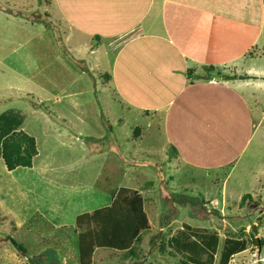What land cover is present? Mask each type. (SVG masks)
Here are the masks:
<instances>
[{
	"label": "rangeland",
	"instance_id": "374dc122",
	"mask_svg": "<svg viewBox=\"0 0 264 264\" xmlns=\"http://www.w3.org/2000/svg\"><path fill=\"white\" fill-rule=\"evenodd\" d=\"M198 8L202 17L211 16L212 12ZM57 20L63 22L57 0H0V120L5 119L0 124V140L22 131L33 138L37 149L36 167H32V171L23 168L6 174V168L0 163L2 264H79L71 259L72 247L67 245V239L72 241L75 237L74 232H98L103 228L96 238L100 240L105 232L116 230L117 225L126 220L111 209L108 212L96 210L89 215L91 218L76 221L74 226H60L61 219L74 224L81 210L95 207L96 197L81 199L83 189L86 192L90 188L97 190L100 204L104 205L108 198L106 187L94 184L104 179L101 167L113 173L127 167L121 159L120 167L111 163L108 150L117 155H126L128 150L133 152L128 154L134 161L130 163L132 171L117 174L113 187L151 196L154 203L159 202L154 208L158 211V221L151 215L152 225L160 228L167 222L171 225L167 231L155 232L153 236L146 234L140 221L132 232L138 235L131 242H121V239V248L116 252L95 250L92 264H179L181 255L172 257L167 250H160L164 248V239L182 231V224L211 228L217 234L212 264H220L221 247L226 239L241 237L250 242L251 249L237 255L229 264H243V261L264 264V83L251 79L264 77V24L253 46L246 47L247 52L237 61L218 67L222 68L224 76L216 74L219 69L203 67L215 82L239 87L244 109L241 106L238 112L243 114L246 109L250 122L257 125L249 131L247 148H242L229 164L216 171L199 174L187 168L169 167L166 174H160L148 188L147 183L156 172L150 168L154 163L150 155L163 145L161 128L158 121L149 124L144 119L134 124L129 120L119 135L123 125L116 123L113 117L127 115V111L113 81L114 87L110 77L106 79L107 68L115 54L140 33L131 26L126 32L105 38L101 48L98 47L103 50L91 56L95 51L94 43L84 44L69 37L74 30L67 28L64 22L63 28ZM13 69L16 72L11 71ZM22 87L30 92L23 97L20 96L25 91ZM18 98L20 100L16 101ZM18 103L23 105L25 114L22 115ZM102 114L109 122L106 128ZM136 127L139 130L134 131ZM111 136H126L132 143ZM239 144L233 153L243 145L242 138ZM91 145L93 152L83 165V152L89 151ZM169 152L165 150L164 160L172 158ZM39 180L37 188H29ZM45 180H49V184ZM161 180L165 189H156L159 197L152 185H159ZM253 237L257 238L256 244ZM195 242L193 238V248ZM184 243L187 245V240ZM19 246L24 252L20 253ZM120 251L122 255L118 254Z\"/></svg>",
	"mask_w": 264,
	"mask_h": 264
},
{
	"label": "crops",
	"instance_id": "0c3cea01",
	"mask_svg": "<svg viewBox=\"0 0 264 264\" xmlns=\"http://www.w3.org/2000/svg\"><path fill=\"white\" fill-rule=\"evenodd\" d=\"M57 1L61 8L63 22L67 28L74 30V34H70L69 37L81 40L84 44L94 43L92 48L95 51L91 56L99 54L103 50L100 48L105 38L126 32L131 26L140 33L137 38L123 45L120 51L115 54L113 63L111 62L112 65L109 63L107 68L106 79L108 76L110 77L109 81L112 86L113 81L115 90L117 93L119 92V97L127 111V115L123 114L121 117H113L111 114L116 123L123 125L119 135L123 133L129 120L134 124H139L144 119L149 124H155V121H158V127L161 128L163 145L150 155L153 158L151 161L154 162L150 164V168L156 172L148 183V188L160 174H166L169 167L180 170L187 168L199 174L203 171H216L222 165L229 164L242 148H247L249 131L256 128L257 125L250 122L246 109L243 110V114L238 112L241 106L244 109L238 94L239 87L229 83L215 82L213 78H209V73L203 71L210 68L203 69V67H224V65L237 61L238 57L247 52L248 50H245L247 46V49L253 46L257 32L263 28L264 24V0ZM198 6L212 12L211 16L202 17ZM57 21L60 26L65 28L63 22ZM96 37H99L100 40L95 39ZM72 43L74 44V42ZM99 46L100 48H98ZM252 59H256V57ZM11 71L16 72V69ZM217 74L219 73L217 72ZM14 77L18 78V75ZM22 90L25 91L20 93L21 97L30 93L23 87ZM18 100L20 98L16 99V101ZM18 108L22 115L25 114L21 103H18ZM4 121L5 119L0 120V124ZM136 130L139 128L136 127L134 131ZM12 134L6 135L4 139L0 140V148L2 142ZM111 137H117L118 140L127 144L132 143L126 136ZM241 138L243 145L237 153H233L236 148H239ZM97 143L94 144L97 145ZM101 148L108 150L105 146ZM168 149L172 158L166 157L164 160L162 155H166L165 150ZM85 151L83 152V165L87 162L89 154L93 152L92 145L89 151ZM108 151L111 163L120 167L122 160L127 164V167L120 168L118 173H113L102 166L100 171L103 173L104 179L94 182V184L106 187L108 198L105 196V201L110 200V202L107 204L108 201L106 203L104 201V205H101L97 190L90 188L86 192L83 189L80 193L81 199L85 196L96 197L95 207L89 209L87 206L81 210L75 217L74 224L61 219L63 224L60 226L64 228L74 226L79 216L91 215L96 210L110 209L117 201V195H120L119 192L123 190L121 187H113L112 181L122 171H126V173L132 171L130 163L134 161L130 160L128 154L133 152L128 150L125 152L126 155L124 153L117 155L112 150ZM36 157L37 154L32 160V167H36L34 165ZM0 163L4 165L3 160ZM32 167L24 169L32 171ZM19 169L23 168H16L13 171H8L6 168V174L16 173ZM20 175L22 176V174ZM18 178L22 181V177L18 176ZM169 181H172L171 178ZM45 183L49 184V180H45ZM39 184L40 180L29 188L35 189ZM152 188L155 191L156 189H165L162 180L159 185H152ZM126 189L133 191V189ZM156 193L160 197L157 191ZM122 196L129 199L133 195L123 192ZM140 196L143 201L141 217L144 219L146 217L151 227L147 234L155 236V232L160 234L167 231L171 225L170 222L160 228L158 225L153 226L150 219L152 215L155 217V221H158L156 215L158 211L154 208L158 207L156 204L159 202L154 203L153 198L149 195L145 196L143 192H140ZM188 204L193 207L192 204ZM37 212L40 214L39 211ZM53 221L50 222V225ZM144 222L145 220H143V224ZM183 225L187 224H182L181 227ZM210 230L212 229L210 228ZM82 232L79 234L74 232L75 237L72 241L67 239V245L72 247L71 259L79 264H81L79 236ZM2 233L0 230V235ZM19 248L22 247L19 246ZM250 249L248 247L246 251ZM95 250L92 252L91 264ZM101 250L116 252L107 249ZM12 251L14 252L15 249ZM19 251H21L20 253L24 252L21 249ZM118 254L122 255L121 252ZM0 256H2V252ZM2 262L3 260H0V264ZM243 264L248 263L243 261Z\"/></svg>",
	"mask_w": 264,
	"mask_h": 264
},
{
	"label": "trees",
	"instance_id": "16d2710c",
	"mask_svg": "<svg viewBox=\"0 0 264 264\" xmlns=\"http://www.w3.org/2000/svg\"><path fill=\"white\" fill-rule=\"evenodd\" d=\"M98 41L99 37H96ZM210 70L219 69L217 71L219 74L222 72V68L215 66H210ZM217 74V73H216ZM218 75V74H217ZM103 119V114L101 115ZM104 127L109 126V122L103 119ZM37 154L36 144L32 137L27 136L23 132L13 133L11 136L7 137L1 144V156L3 163L8 171H13L16 168H31L32 160ZM148 185V183H147ZM120 197L117 195V201L114 202L110 208L114 212H117L126 218L114 231L105 232L100 240L99 238L100 231L103 228H99L98 232L96 230L92 231H83L79 236V258L81 264H91L92 252L98 249H107V250H120L121 242H131L133 237L138 235V232L135 234L133 230L140 225L142 222V228H145L146 234L150 230V225L145 219L141 217V207H142V198L139 191H127L121 189ZM132 194L129 199H125L124 196L121 197L122 193ZM110 209L104 210L103 212H108ZM145 216V214H144ZM91 218L89 214H83L77 218V221H82L85 219ZM119 218V217H118ZM143 220H145L143 224ZM120 222V220H119ZM107 225V222H105ZM148 235V234H147ZM217 234L212 230L192 228L188 225L183 226V231L181 233H176L171 237H167L163 240L162 250H167L168 254L172 257L176 255H181L179 264H212L215 253V245L217 242ZM195 238L196 242L193 248L191 243L192 239ZM122 241L119 243V241ZM254 239V237H253ZM187 240L188 244L185 245L184 241ZM255 244L257 238L254 239ZM96 242V243H94ZM200 243V246L197 245ZM250 242L241 237L240 239L229 238L224 241L221 247V261L220 264H229L231 259L245 252L249 247ZM209 247L207 249H202L203 247ZM23 251L22 248H19ZM140 249H137V254L140 253ZM123 252V251H120ZM162 253V252H160Z\"/></svg>",
	"mask_w": 264,
	"mask_h": 264
},
{
	"label": "water",
	"instance_id": "95a60500",
	"mask_svg": "<svg viewBox=\"0 0 264 264\" xmlns=\"http://www.w3.org/2000/svg\"><path fill=\"white\" fill-rule=\"evenodd\" d=\"M251 79L264 83V77H251Z\"/></svg>",
	"mask_w": 264,
	"mask_h": 264
},
{
	"label": "clouds",
	"instance_id": "9594fccd",
	"mask_svg": "<svg viewBox=\"0 0 264 264\" xmlns=\"http://www.w3.org/2000/svg\"><path fill=\"white\" fill-rule=\"evenodd\" d=\"M184 226V225H183ZM182 231H183V227H181Z\"/></svg>",
	"mask_w": 264,
	"mask_h": 264
}]
</instances>
